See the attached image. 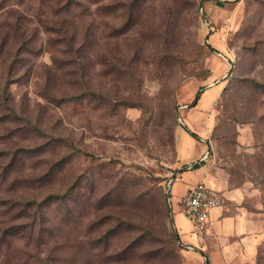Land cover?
I'll list each match as a JSON object with an SVG mask.
<instances>
[{"label":"rangeland","instance_id":"374dc122","mask_svg":"<svg viewBox=\"0 0 264 264\" xmlns=\"http://www.w3.org/2000/svg\"><path fill=\"white\" fill-rule=\"evenodd\" d=\"M263 91L264 0H0V264H256Z\"/></svg>","mask_w":264,"mask_h":264},{"label":"built area","instance_id":"2783aa9c","mask_svg":"<svg viewBox=\"0 0 264 264\" xmlns=\"http://www.w3.org/2000/svg\"><path fill=\"white\" fill-rule=\"evenodd\" d=\"M225 204V197L203 182H199L188 190L181 199L182 215L194 236L207 231L210 226L209 217L212 210Z\"/></svg>","mask_w":264,"mask_h":264},{"label":"trees","instance_id":"16d2710c","mask_svg":"<svg viewBox=\"0 0 264 264\" xmlns=\"http://www.w3.org/2000/svg\"><path fill=\"white\" fill-rule=\"evenodd\" d=\"M252 85L253 86H261L262 87V85L263 84H258V83H256V82H252ZM258 91V90H257ZM261 95H262V93H264V91L263 92H259ZM184 130L190 135V136H192V137H195V135L193 134V133H191L189 130H187L186 128H184ZM201 166V164H198V165H194L193 166V170H195V169H197V168H199ZM121 191V190H120ZM119 191V192H120ZM116 197L118 198V195H116ZM61 197L60 196H56L55 197V199H60ZM113 199H111V200H108L107 198H106V202H108V204H113V205H115V206H117V205H119L120 203V200H113ZM104 202V201H103ZM111 202V203H110ZM116 202H117V204H116ZM169 214H170V212H169V210L168 209H166L165 208V210H163V217H164V219H165V221H166V223H167V225H170V228L171 229H169L168 231H169V234L173 237V241L174 242H178V237H177V234H176V232H175V230H172V228L174 229L175 227H174V224L172 223L171 224V221H170V219H169ZM120 222V221H119ZM125 223V222H124ZM124 223H121V224H119L118 225V228H122V227H124ZM173 225V226H172ZM133 227V226H132ZM139 227V228H138ZM137 228H138V230H139V232H140V234H141V236L139 237V240H141L143 237H144V234H149V236L150 237H152V232H146L147 231V229L149 228V226L147 225L146 227H140V226H138ZM117 230V229H116ZM115 230V231H116ZM112 231H108V232H106L104 235H103V239L105 240V241H107V240H109L111 237H113V234H115V233H119V232H113V233H111ZM169 236V235H168ZM168 243L169 244H171L170 243V241L168 240ZM142 244H143V242H142ZM264 259V251H260L258 254H257V258H256V264H259L262 260Z\"/></svg>","mask_w":264,"mask_h":264},{"label":"crops","instance_id":"0c3cea01","mask_svg":"<svg viewBox=\"0 0 264 264\" xmlns=\"http://www.w3.org/2000/svg\"><path fill=\"white\" fill-rule=\"evenodd\" d=\"M187 173L188 172H183V173H181V174H177L174 178H173V184H172V187H171V189L173 188V186L175 185H178L181 181H182V178H186V177H189L188 175H187ZM179 176H181V179H180V177ZM196 180L194 179V181L193 182H195ZM197 183H199V181H197ZM196 183V184H197ZM204 183V182H203ZM195 185V184H194ZM207 185V184H206ZM208 186V185H207ZM190 187H192V185H191V182L189 183V186H184V188L182 189V191L180 192V193H178V195L180 196V194L181 193H183V192H188V189L190 188ZM210 187V186H209ZM172 191V190H171ZM218 191V190H217ZM219 192V191H218ZM170 194H171V192H170ZM187 194V193H186ZM171 196H172V194H171ZM179 196H177V198H178V201H180L179 200ZM171 198V197H170ZM171 200V199H170ZM169 200V201H170ZM180 203H181V201H180ZM181 212H182V205H181ZM182 218H184L183 217V215H182ZM246 218V217H245ZM211 213H210V217H209V222H210V225H211ZM214 219V218H213ZM246 220H248L247 218H246ZM187 222V221H186ZM251 222V221H250ZM176 223H175V220H174V226H175V228H177L176 226H178L177 224L175 225ZM240 225H241V223H240ZM252 226V227H251ZM253 226H254V224H252L251 223V225L249 226V225H247V228L248 227H251V228H253ZM179 228V227H178ZM236 228L238 229L239 227H238V224L236 225ZM209 229V228H208ZM207 229V230H208ZM241 229V228H240ZM189 230H190V227H189ZM253 239V238H252Z\"/></svg>","mask_w":264,"mask_h":264},{"label":"water","instance_id":"95a60500","mask_svg":"<svg viewBox=\"0 0 264 264\" xmlns=\"http://www.w3.org/2000/svg\"><path fill=\"white\" fill-rule=\"evenodd\" d=\"M173 180V179H172ZM170 200L169 193H168V201ZM206 264V263H205Z\"/></svg>","mask_w":264,"mask_h":264}]
</instances>
